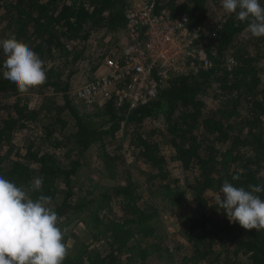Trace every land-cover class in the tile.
I'll list each match as a JSON object with an SVG mask.
<instances>
[{
  "label": "trees",
  "instance_id": "obj_1",
  "mask_svg": "<svg viewBox=\"0 0 264 264\" xmlns=\"http://www.w3.org/2000/svg\"><path fill=\"white\" fill-rule=\"evenodd\" d=\"M209 1L158 0L172 14L187 13L200 29L210 68L172 78L148 104L130 109L107 102L91 111L75 101L73 79L90 60L97 31L123 32L128 0H0L1 38L11 33L29 45L45 61L47 74L32 89L39 94L32 103L3 78L0 49V175L25 188L42 177V194L52 198L60 226L73 216L94 241H107L106 252L78 241L63 264H149V247L137 238L158 237L159 213L125 169L127 138L135 161L152 167L155 179L166 181L167 167L178 170L180 177L158 185L168 196L183 175L191 177L195 207L183 222L184 241L173 264H264V230L230 222L214 203L225 180L246 190L249 184L264 186V37H252L235 14L213 19ZM229 56L237 61L232 68ZM27 129L31 135L22 143L19 136ZM92 147L101 175L116 182L99 193L78 184ZM235 174L240 180H232ZM259 195L264 199V192ZM113 203L119 217L108 216Z\"/></svg>",
  "mask_w": 264,
  "mask_h": 264
},
{
  "label": "clouds",
  "instance_id": "obj_2",
  "mask_svg": "<svg viewBox=\"0 0 264 264\" xmlns=\"http://www.w3.org/2000/svg\"><path fill=\"white\" fill-rule=\"evenodd\" d=\"M222 10L247 22L252 37H264V6L260 0H221ZM3 78L16 86L20 94L43 85L47 80L45 61L14 34L0 39ZM241 172L243 170H240ZM240 180V174L232 176ZM43 178L17 186L0 175V264H63L68 255L64 242L67 228L52 205V198L42 194ZM264 186H234L225 180L214 196L215 205L232 223L246 230H264ZM31 193H40L35 199Z\"/></svg>",
  "mask_w": 264,
  "mask_h": 264
},
{
  "label": "built area",
  "instance_id": "obj_3",
  "mask_svg": "<svg viewBox=\"0 0 264 264\" xmlns=\"http://www.w3.org/2000/svg\"><path fill=\"white\" fill-rule=\"evenodd\" d=\"M125 16L124 40L102 54L91 81L73 89L77 103L132 109L156 100L172 78L213 65L187 13L172 14L158 0H128ZM227 64L232 68L237 61L229 56Z\"/></svg>",
  "mask_w": 264,
  "mask_h": 264
},
{
  "label": "rangeland",
  "instance_id": "obj_4",
  "mask_svg": "<svg viewBox=\"0 0 264 264\" xmlns=\"http://www.w3.org/2000/svg\"><path fill=\"white\" fill-rule=\"evenodd\" d=\"M207 13H209L213 19H217L222 15L227 14L222 10L221 0H210L207 4ZM4 22L0 19V39L3 35ZM244 34L243 36H245ZM124 38L121 33L102 29L97 31L90 42L89 53L91 55L90 60L85 64L79 73H77L73 79V87L80 86L86 82L91 81L98 73L99 65L102 63V54L117 45ZM97 65V68L95 67ZM94 66V67H93ZM39 94L36 91L30 90L27 93V98L35 103ZM205 101L209 107H215L216 101L211 96H206ZM97 107H91L89 110H97ZM31 129H27L25 133H22L19 138L22 143H25L27 138L31 135ZM28 136V137H27ZM130 138L126 140L127 162L125 169L131 173L132 179L138 184L141 193L143 194L146 204L155 205L159 213L158 224V237L153 239H142L138 237L137 240L143 246H148L151 252L149 257V264H173L177 255V251L180 245L184 241L183 234H181V228L185 219L193 213L194 192L190 187V176L183 175V179L178 185H174L175 193L168 196L162 188H159V183L166 182L168 179H176L180 177L178 170L170 169L169 177L166 181H161L162 177L155 179L156 171L141 162H136L132 152V147L129 146ZM89 167L82 170V175L79 178L78 184L82 185V189L93 187L96 193H99V189L105 190L109 186L116 183L114 180L105 178L99 172L101 169V160L97 155L96 147L90 148L87 152ZM174 165V164H173ZM121 181L124 182V173L120 175ZM99 185V186H97ZM161 185V184H160ZM177 197L180 200L175 203L173 200ZM108 216L119 217L120 209L117 203H113L107 210ZM61 228H67L66 234L70 235L66 245L68 248V254H73L75 251V244L80 242L90 243L89 249L91 251H107V241L103 237L100 240H93L91 233L86 228L85 224L79 221L77 218L65 219ZM72 233L75 236H72ZM125 264V259L122 261ZM133 264V263H131Z\"/></svg>",
  "mask_w": 264,
  "mask_h": 264
}]
</instances>
